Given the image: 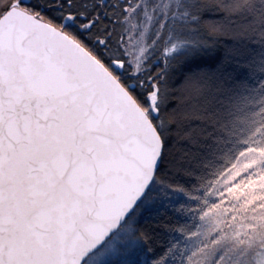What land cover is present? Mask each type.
Instances as JSON below:
<instances>
[{
	"label": "snow or ice",
	"instance_id": "6c2138e0",
	"mask_svg": "<svg viewBox=\"0 0 264 264\" xmlns=\"http://www.w3.org/2000/svg\"><path fill=\"white\" fill-rule=\"evenodd\" d=\"M0 264H264V0H0Z\"/></svg>",
	"mask_w": 264,
	"mask_h": 264
}]
</instances>
